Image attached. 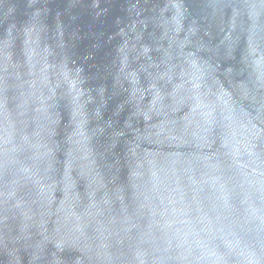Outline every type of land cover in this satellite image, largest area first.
Returning <instances> with one entry per match:
<instances>
[{"label": "water", "instance_id": "1", "mask_svg": "<svg viewBox=\"0 0 264 264\" xmlns=\"http://www.w3.org/2000/svg\"><path fill=\"white\" fill-rule=\"evenodd\" d=\"M0 264H264V0H0Z\"/></svg>", "mask_w": 264, "mask_h": 264}]
</instances>
